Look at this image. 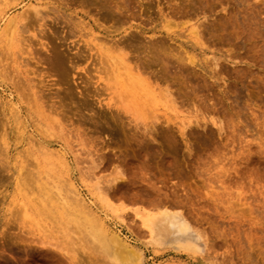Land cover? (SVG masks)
<instances>
[{
	"label": "rangeland",
	"instance_id": "obj_1",
	"mask_svg": "<svg viewBox=\"0 0 264 264\" xmlns=\"http://www.w3.org/2000/svg\"><path fill=\"white\" fill-rule=\"evenodd\" d=\"M0 168V264H264V0H0Z\"/></svg>",
	"mask_w": 264,
	"mask_h": 264
},
{
	"label": "bare ground",
	"instance_id": "obj_2",
	"mask_svg": "<svg viewBox=\"0 0 264 264\" xmlns=\"http://www.w3.org/2000/svg\"><path fill=\"white\" fill-rule=\"evenodd\" d=\"M82 1H83V0H82ZM91 1H92V0H91ZM93 1H94V0H93ZM102 2H104V1H102ZM80 3H81V2H80ZM83 3H85V1H84ZM89 3H91V2H89ZM102 4H103V3H102ZM104 4H105V2H104ZM118 4H119V3H118ZM91 5H92V4H91ZM106 5H107V4H106ZM106 5H105V6H106ZM116 5H117V4H116ZM102 6H103V5H102ZM102 6H101V7H102ZM122 6H123V5H122ZM110 7H111V6H110ZM115 7H117V9H119L121 6H120V7H119V6H115ZM115 7H114V8H115ZM105 8H106V7H105ZM122 8H124V7H122ZM103 9H104V7H103ZM111 9H112V8H111ZM111 9H110V10H111ZM120 9H121V8H120ZM114 10H115V9H114ZM38 12H39V11H38ZM40 17H41V16H40ZM199 28H200V25L194 24V25L192 26V30H191V32L195 35V39H197V40H201V38H202V37H201V36H202V35H201V34H202V33H201L202 30L199 29ZM204 29H205V28H204ZM10 31H11V33L13 32L12 30H10ZM203 32H204V31H203ZM7 40H9V38H7ZM10 40H11V39H10ZM10 40H9V41H10ZM200 43H201V42H200ZM8 44H9V43H8ZM180 55H181V54H180ZM180 55H179V56H180ZM122 57H123V56H122ZM174 57H175V56H174ZM145 58H146V57H145ZM147 58H148V57H147ZM147 58H146V59H147ZM156 58H160V57L157 56ZM175 58H176V57H175ZM175 58H174V59H175ZM180 58H181V60H180ZM180 58H178L179 61H180V62H179V66L177 65L178 67H180V65H183V67L185 68V67H186V66H184V65H186V64H185V61H188V62L191 63V64H194V63H195V58H194L193 56H190V57H187V58H182V57H180ZM149 59H150V58H149ZM168 59H169V58H168ZM170 59L172 60L171 63L174 65V63H173V59H172V58H170ZM178 59H177V62H178ZM125 60H126V59H125ZM150 60L153 61V59H150ZM156 60H157V59H156ZM156 60H155V58H154V61L157 63ZM158 60H159V59H158ZM175 60H176V59H175ZM175 60H174V62H175ZM117 61H119V60L117 59ZM117 61H116V62H117ZM143 61H144V60H143ZM152 61H151V62H152ZM163 61H165V59H164ZM167 61H168V60H167ZM167 61H165L163 65H165ZM128 62H129V61H128ZM148 62H149V61H148ZM151 62H149V63H151ZM155 62H154V63H155ZM158 62H159V61H158ZM161 62H162V61H161ZM169 62H170V61H168V63H169ZM117 63H118V62H117ZM139 63H140V62H139ZM139 63L136 64V65H139ZM154 63H151V64H154ZM216 63H218V62H216ZM140 64H143V62L140 63ZM172 64H171V65H172ZM177 64H178V63H177ZM119 65H120V67H121L122 64L119 63ZM134 65H135V64H134ZM163 65H162V66H163ZM169 65H170V64H169ZM215 65L217 66V64H215ZM140 66H142V65H139V66H138L139 69H140ZM143 66H145V63H144ZM148 66L150 67L149 64H147V67H148ZM166 66H167V64H166ZM166 66H165V68H166ZM134 67H137V66H134ZM138 67H137V68H138ZM147 67H146V69H148ZM169 67H170V66H169ZM124 68H125V67H124ZM128 68H130V67L128 66ZM150 68H151V67H150ZM165 68H164V69H165ZM186 68H187V67H186ZM135 69H136V68H135ZM142 69H143V67H142ZM146 69H145V70H146ZM179 69H181V67H180ZM126 70H127V69H126ZM132 70H133V69H132ZM136 70H137V69H136ZM166 70H167V69H166ZM142 71H143V70H142ZM142 71H140V72L143 73ZM144 72H145V71H144ZM133 80H134V79H133ZM135 85H136V84H135ZM151 93H152V92H151ZM54 119H55V117H54ZM54 119H53V120H54ZM57 119H58V118H57ZM54 121H55V120H54ZM61 128H62V127H61ZM1 168H2V166H1ZM1 168H0V169H1ZM80 199H81V198H80ZM62 200H64V199L62 198ZM62 200H61V202H62ZM66 200H67V199H66ZM64 201H65V200H64ZM75 201H76V200H75ZM79 202H80V201H79ZM83 202H84V201H83ZM64 203H65V202H64ZM66 203H67V202H66ZM62 204H63V203H62ZM77 204H78V203H77ZM80 204H81V203H80ZM80 204H79V205H80ZM64 205H65V204H64ZM66 205H67V204H66ZM81 205H82V204H81ZM87 205H88V204H87ZM82 206H83V205H82ZM23 213H25V212H23ZM164 213H165V212H164ZM171 214H172V213H171ZM171 214H169V213H165V218H167V219L169 220V223H170L173 227H176V228H177V231H179V232H184V231H186V230L188 229L187 224H185V222L182 221V220L177 216V214H176V215H175V214L171 215ZM24 215H25V214H24ZM86 217H88V216L86 215ZM83 219H84V218H83ZM88 219H90V218H88ZM88 219H87V221H89ZM167 219H166V220H167ZM84 220H85V219H84ZM84 220H82V221H84ZM90 221H91V220H90ZM84 222H85V221H84ZM85 223H86V222H85ZM98 226H99V225H98ZM98 226H97V230H96V232H95L94 234L92 233V236L95 235L97 238L102 239L103 242H104V244L106 243L107 247H106L104 244H101V246L103 245L102 247H106V248H104V251L106 252V254H108V251H109L110 249H107V248H109L108 245L110 244V242L113 241V240H114V241L116 240V242H117V241L119 242L120 239L118 238L117 235H115V236L113 235V239H112V238L110 239V237L107 236V234H106L104 231L99 230L100 228H98ZM99 227H100V226H99ZM94 228H95V227H94ZM114 241H113V242H114ZM101 242H102V241H101ZM103 242H102V243H103ZM116 242L113 243L115 246H116V244H115ZM118 242H117V245H118V246H120V244L123 245V243H120V242H119V244H118ZM115 246H114V247H115ZM116 247H117V246H116ZM116 247H115V249H116ZM120 247H121V246H120ZM121 248H122V247H121ZM105 249H107V250H105ZM123 249H124V248H123ZM116 250H117V249H116ZM124 250H127L126 247H125ZM128 251H130V249H128ZM105 252H104V253H105ZM130 252H131V253H130V257H128L130 260H128V262H129L130 264H135V263L133 262V259H134V253H132V250H131ZM117 253H118V252H117ZM128 253H129V252H128ZM112 256H113V255H112ZM113 257H114V256H113Z\"/></svg>",
	"mask_w": 264,
	"mask_h": 264
}]
</instances>
